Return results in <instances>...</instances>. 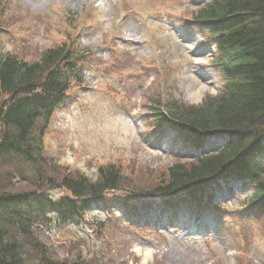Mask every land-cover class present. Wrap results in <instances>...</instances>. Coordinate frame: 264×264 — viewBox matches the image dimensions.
Returning a JSON list of instances; mask_svg holds the SVG:
<instances>
[{
	"label": "rangeland",
	"instance_id": "obj_1",
	"mask_svg": "<svg viewBox=\"0 0 264 264\" xmlns=\"http://www.w3.org/2000/svg\"><path fill=\"white\" fill-rule=\"evenodd\" d=\"M0 7V55L39 61L50 48L72 43L71 37L73 52L87 62L74 74L83 83L48 122L35 126V137L42 131L35 142L40 154L57 166L50 175L61 180L80 172L95 181L103 167L120 170L129 184L104 193L78 221L63 222L53 212L42 220L40 237L56 261L264 264V212L247 208L255 188L249 180L216 188L220 209L198 214L179 205L171 217L164 206L171 196H137L168 182L176 158L192 154L169 128L161 136L152 132L150 105L175 100L200 106L221 91L223 81L211 68L212 46L201 54L202 37L186 31L193 1L0 0ZM20 165L22 177L34 175L31 164ZM28 182L14 176L8 191L31 190ZM46 191L52 200L68 196L58 188ZM185 198L180 193L173 200ZM132 201L136 213L128 209ZM205 217L214 229H201Z\"/></svg>",
	"mask_w": 264,
	"mask_h": 264
},
{
	"label": "trees",
	"instance_id": "obj_2",
	"mask_svg": "<svg viewBox=\"0 0 264 264\" xmlns=\"http://www.w3.org/2000/svg\"><path fill=\"white\" fill-rule=\"evenodd\" d=\"M186 23L207 31L205 41L216 44L211 64L221 75V91L200 106L170 100L153 104L151 111L162 118L159 111L165 107L171 119L189 127L178 129L196 147L210 136L226 134L229 142L220 152L174 162L168 168L169 181L151 193H185L188 200L210 197V188L219 179L249 177L256 188L247 208L263 213L264 164L259 166L258 157L264 156V0H207L187 13ZM69 40L72 43L50 48L35 62L17 55L0 57V104L9 97L0 105V264H87L82 259L56 261L40 237L41 221L50 212L64 221L77 219L89 208L88 197L129 187L120 170L103 167L95 181L80 172L58 180L50 175L56 164L35 144L42 134L34 135L37 122L42 118L48 122L83 83L74 74L87 62L73 52L75 43ZM22 161L33 166L34 175L22 177ZM14 176L29 181L31 190L8 191ZM49 187L70 196L51 200L44 195Z\"/></svg>",
	"mask_w": 264,
	"mask_h": 264
}]
</instances>
